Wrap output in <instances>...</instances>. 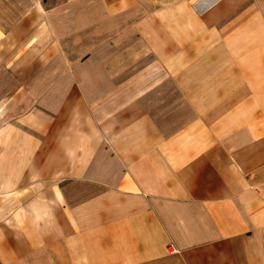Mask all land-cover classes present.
<instances>
[{
    "label": "crops",
    "instance_id": "1",
    "mask_svg": "<svg viewBox=\"0 0 264 264\" xmlns=\"http://www.w3.org/2000/svg\"><path fill=\"white\" fill-rule=\"evenodd\" d=\"M0 264H264V0H0Z\"/></svg>",
    "mask_w": 264,
    "mask_h": 264
},
{
    "label": "built area",
    "instance_id": "2",
    "mask_svg": "<svg viewBox=\"0 0 264 264\" xmlns=\"http://www.w3.org/2000/svg\"><path fill=\"white\" fill-rule=\"evenodd\" d=\"M168 249H169V253H176L177 252V250L175 249V247L173 245H170Z\"/></svg>",
    "mask_w": 264,
    "mask_h": 264
}]
</instances>
